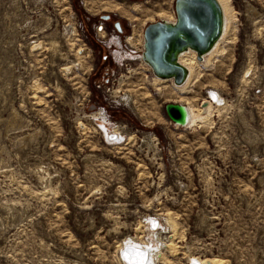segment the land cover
I'll return each mask as SVG.
<instances>
[{
    "label": "rangeland",
    "instance_id": "rangeland-1",
    "mask_svg": "<svg viewBox=\"0 0 264 264\" xmlns=\"http://www.w3.org/2000/svg\"><path fill=\"white\" fill-rule=\"evenodd\" d=\"M229 1L226 38L182 92L140 52L175 0H0V264H123L128 241L158 245L162 264H264V0ZM211 90V118L170 121L167 103L201 112ZM97 111L124 142L105 144Z\"/></svg>",
    "mask_w": 264,
    "mask_h": 264
},
{
    "label": "water",
    "instance_id": "water-1",
    "mask_svg": "<svg viewBox=\"0 0 264 264\" xmlns=\"http://www.w3.org/2000/svg\"><path fill=\"white\" fill-rule=\"evenodd\" d=\"M176 23L152 22L144 29L145 55L155 75L185 82V72L174 62L173 50L191 47L198 59L209 52L220 37L221 21L215 0H175ZM168 118L177 124L187 122L185 106L169 102L165 105Z\"/></svg>",
    "mask_w": 264,
    "mask_h": 264
},
{
    "label": "bare ground",
    "instance_id": "bare-ground-1",
    "mask_svg": "<svg viewBox=\"0 0 264 264\" xmlns=\"http://www.w3.org/2000/svg\"><path fill=\"white\" fill-rule=\"evenodd\" d=\"M218 8H219V14H220V21H221V32H220V37L215 41L213 47L211 48V50L209 52H207L206 54L201 55V59H198V54L196 52L195 49L188 47L183 49L182 51H179L178 49H174L172 56H174V62L176 65L181 66L184 69L185 72V82L183 84H178L174 81V78H162L159 77L157 75L154 76L156 77L155 80L157 81H165V80H172L174 83V87L182 92H185L188 85L190 84V81L192 80L191 78L193 77V70L194 67L196 66V62L197 60L199 62H204V65H208L210 63V61L212 60V57L215 55H217V52L220 49V45L221 43L224 41V39L226 38L229 28H230V24L232 21V7L230 4L229 0H215ZM86 3V2H85ZM167 2L162 3L159 6V10L161 11V15L163 17L167 16L168 10H167ZM86 6L88 7V9L91 11L92 8L90 7V5L88 3H86ZM157 6V5H156ZM102 8L104 7L105 9H108V5L107 3H101L99 5L98 8ZM144 7V6H143ZM118 9L121 12H125L128 13L130 15L135 14V13H140L143 12V8H141L139 5H133L131 7H127V8H123V7H118ZM117 9V10H118ZM170 12V11H169ZM123 15V14H122ZM169 18V17H168ZM131 19V18H130ZM172 19V20H171ZM165 20V22L168 25H174L176 23V20L173 19V17H171L170 19H163ZM74 27V26H73ZM127 41L130 43L133 42V37L132 36H128L127 37ZM121 43V42H120ZM133 45V44H132ZM139 58V57H138ZM142 61H144L145 64H147L150 67V64L146 58V55L143 54L142 52ZM151 68V67H150ZM152 70V68H151ZM153 72V71H152ZM210 95L208 96V101L205 104V106L203 107L201 112H197L192 105L190 104H186V103H180L183 106H185L186 112H187V122L185 124H175L174 125L178 128V127H185V128H192L196 125H198L200 122H204L206 119L211 118L213 116L214 113V105H219L220 103H222V96L220 95V93L216 92V91H210L209 93ZM128 98L126 96L122 97V101L125 105H128L129 107H133V110L135 112H137L136 109V104L137 102L133 99L130 98L129 95H127ZM93 117L95 119H98L100 121H102L100 123V126L102 128V130L104 131L105 136L107 137V139H120L122 138V134L120 133H111L107 130V128L105 127L106 125L103 124V122L105 121V114L102 111H97L95 113H93ZM158 219H153L151 222V226L153 228H160L161 227V222L160 221H156ZM169 222H171V228L172 226L174 227V231H176L175 225L173 224V222L170 220ZM154 223V224H153ZM150 226V228H151ZM157 226V227H156ZM142 243V242H141ZM147 245H149L150 247H146L147 250H145L144 247L142 246H138V244H136L133 241H128L125 242L124 244L119 246V250L120 249H124L123 251V256L125 257L126 261L129 264H156V259H155V255L154 252L152 250H157L158 249V245H157V249L155 247H153V245H150L149 243H146ZM172 243H170L169 245H171ZM139 245H145V244H139ZM173 245V244H172ZM174 248V247H173ZM118 250V251H119ZM151 250V251H149ZM161 250H159L160 252ZM150 252V253H149ZM158 252V253H159ZM161 254V253H160ZM159 254V255H160ZM121 260V259H120ZM220 264L219 259H213V260H200V259H192L190 261H188V263L186 264Z\"/></svg>",
    "mask_w": 264,
    "mask_h": 264
},
{
    "label": "built area",
    "instance_id": "built-area-1",
    "mask_svg": "<svg viewBox=\"0 0 264 264\" xmlns=\"http://www.w3.org/2000/svg\"><path fill=\"white\" fill-rule=\"evenodd\" d=\"M245 3H247V4H250V1H252V0H243ZM246 4V5H247ZM233 9H234V6H233ZM245 17L247 18V17H249L248 15H247V13L245 14ZM251 18V17H250ZM173 19H175L176 20V13H175V9H173ZM160 20H163V19H160ZM163 21H165V20H163ZM130 25H131V23H129ZM96 30H97V32H104V30H105V25L103 24V23H100L99 25H96ZM111 36L112 37H114V36H117V37H119L120 39H121V41H122V44H123V40H125V41H127V37H128V35H126L125 33H124V31L123 30H121V29H118V28H115V29H113V31L111 32ZM110 40V39H109ZM142 40H143V42H142V49H141V51L140 52H143V54H145V40H144V32H143V34H142ZM105 46H106V44L105 43H103ZM122 46V45H121ZM107 47H110L109 46V44L107 45ZM111 48V47H110ZM120 50H121V48H120ZM137 50H130L129 52L133 55V54H135V52H136ZM197 52V51H196ZM112 54H113V57H114V60L117 62V63H119V65H123V62L125 61V60H130V61H135V60H137V59H125V60H123V59H117L116 58V56H115V54H114V50L112 51ZM206 54V53H205ZM203 55V54H202ZM140 62H142L141 60H139ZM151 67V66H150ZM243 69H241L240 70V73L239 74H243ZM263 90H264V87L263 86H258V87H256V88H253V91H252V96L253 97H255V98H259L260 96H262L263 95ZM176 124V123H175ZM104 141H105V144L106 145H108V146H111V145H114L113 143H117V144H120V143H122V141L124 142V139L123 140H117V139H115V140H112V139H107V138H105L104 137ZM114 141H116V142H114ZM146 221V223H148V219H146L145 220ZM156 221H162L161 219H159V217H158V220H156ZM162 223V222H161ZM158 230V228H152L151 229V231H157ZM142 235H144V234H141V235H138V236H136L135 235V237H134V239H137L138 241L139 240H142V238H143V236ZM200 264H203V263H200Z\"/></svg>",
    "mask_w": 264,
    "mask_h": 264
},
{
    "label": "clouds",
    "instance_id": "clouds-1",
    "mask_svg": "<svg viewBox=\"0 0 264 264\" xmlns=\"http://www.w3.org/2000/svg\"><path fill=\"white\" fill-rule=\"evenodd\" d=\"M138 246H142V247H144L145 250H147L146 247H150L149 245H138ZM125 249H126V248H124V249H120V250H119V257H120V259H121V261H122L123 264H129V263L126 261L125 257L123 256V251H124ZM149 251H151V250H149ZM152 251H155V252H154V255H155V259H156V264H162V260H160V259L157 258V252H158V250H152ZM160 252H161V251H160ZM149 253H150V252H149Z\"/></svg>",
    "mask_w": 264,
    "mask_h": 264
},
{
    "label": "flooded vegetation",
    "instance_id": "flooded-vegetation-1",
    "mask_svg": "<svg viewBox=\"0 0 264 264\" xmlns=\"http://www.w3.org/2000/svg\"><path fill=\"white\" fill-rule=\"evenodd\" d=\"M133 1V0H132ZM134 1H144V0H134ZM146 2V1H145ZM117 15V13L115 14V16ZM110 18V17H109ZM108 18V19H109ZM116 27L118 28V29H121V30H123V27L121 26V24H119V23H117V25H116Z\"/></svg>",
    "mask_w": 264,
    "mask_h": 264
}]
</instances>
